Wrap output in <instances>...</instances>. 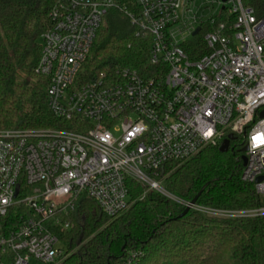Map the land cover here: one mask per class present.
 I'll return each instance as SVG.
<instances>
[{
    "label": "built area",
    "instance_id": "obj_1",
    "mask_svg": "<svg viewBox=\"0 0 264 264\" xmlns=\"http://www.w3.org/2000/svg\"><path fill=\"white\" fill-rule=\"evenodd\" d=\"M250 1L56 0L37 72L50 80V110L70 128L0 129V264L60 263L67 249L54 228L72 227L61 215L86 197L119 216L130 206V180L187 208L162 187L158 170L229 136L248 148L242 180L264 198V148L252 152L249 144L264 131V16ZM112 10L152 37L151 75L122 69L108 79L83 77ZM200 35L207 53L193 59L186 46ZM191 209L264 217V206Z\"/></svg>",
    "mask_w": 264,
    "mask_h": 264
},
{
    "label": "trees",
    "instance_id": "obj_2",
    "mask_svg": "<svg viewBox=\"0 0 264 264\" xmlns=\"http://www.w3.org/2000/svg\"><path fill=\"white\" fill-rule=\"evenodd\" d=\"M264 16V0H251ZM56 0H0V129L70 128L49 108L50 80L37 72L41 36L50 25ZM152 37L137 34L129 18L106 16L83 67V77L112 78L122 69L153 72ZM193 59L207 53L200 35L186 46ZM209 146L180 163L158 170L171 195L197 205L227 210L264 206L254 184L242 180L244 143L234 136L228 152ZM130 206L116 217L81 197L62 214L71 229L55 234L67 249L58 264H264V217L220 219L186 207L136 181H129Z\"/></svg>",
    "mask_w": 264,
    "mask_h": 264
},
{
    "label": "water",
    "instance_id": "obj_3",
    "mask_svg": "<svg viewBox=\"0 0 264 264\" xmlns=\"http://www.w3.org/2000/svg\"><path fill=\"white\" fill-rule=\"evenodd\" d=\"M199 31H200V29L198 28V29L195 31L194 35H197V34L199 33ZM233 139H234V136H229L228 139H226V140L222 143V145H221V149H220L221 152H228V151H229V149H230V145H231V141H232ZM247 150H248V148L245 147V148L243 149V152H246ZM242 161H243V165L246 166V163H247V158H246V156H243ZM262 180H263V178H260V179L258 180V182H261ZM199 197H200V194H198V195L193 199V201L190 203L191 205L188 206V207L185 209V211H184V213L181 215V217L185 216V215L191 210L192 206L195 205V204L197 203Z\"/></svg>",
    "mask_w": 264,
    "mask_h": 264
},
{
    "label": "clouds",
    "instance_id": "obj_4",
    "mask_svg": "<svg viewBox=\"0 0 264 264\" xmlns=\"http://www.w3.org/2000/svg\"><path fill=\"white\" fill-rule=\"evenodd\" d=\"M211 133L210 135L208 133ZM207 135L211 136L212 130L209 129ZM250 150L256 152L258 149L264 148V131L257 132L249 137Z\"/></svg>",
    "mask_w": 264,
    "mask_h": 264
},
{
    "label": "rangeland",
    "instance_id": "obj_5",
    "mask_svg": "<svg viewBox=\"0 0 264 264\" xmlns=\"http://www.w3.org/2000/svg\"><path fill=\"white\" fill-rule=\"evenodd\" d=\"M208 1H213V0H208ZM116 135H118V134H116ZM31 264H42V263H40V262H38V261H36V260H32L31 261Z\"/></svg>",
    "mask_w": 264,
    "mask_h": 264
},
{
    "label": "snow or ice",
    "instance_id": "obj_6",
    "mask_svg": "<svg viewBox=\"0 0 264 264\" xmlns=\"http://www.w3.org/2000/svg\"><path fill=\"white\" fill-rule=\"evenodd\" d=\"M208 134L210 135L211 133L209 132Z\"/></svg>",
    "mask_w": 264,
    "mask_h": 264
}]
</instances>
